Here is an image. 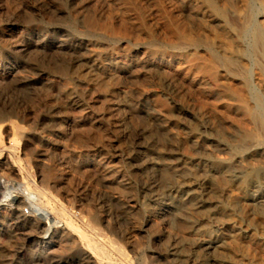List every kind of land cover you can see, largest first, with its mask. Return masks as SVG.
<instances>
[{"label": "rangeland", "instance_id": "obj_1", "mask_svg": "<svg viewBox=\"0 0 264 264\" xmlns=\"http://www.w3.org/2000/svg\"><path fill=\"white\" fill-rule=\"evenodd\" d=\"M262 119L264 0H0V180L111 255L19 193L0 264H264Z\"/></svg>", "mask_w": 264, "mask_h": 264}, {"label": "bare ground", "instance_id": "obj_2", "mask_svg": "<svg viewBox=\"0 0 264 264\" xmlns=\"http://www.w3.org/2000/svg\"><path fill=\"white\" fill-rule=\"evenodd\" d=\"M247 20V19H246ZM248 20H249V18H248ZM254 21V20H253ZM244 27V26H243ZM245 29V28H244ZM243 29V30H244ZM253 29V28H252ZM242 30V31H243ZM247 32V31H246ZM249 32V31H248ZM249 35V34H248ZM248 35H247V37H248ZM242 36V35H241ZM263 38V37H262ZM229 58V57H228ZM232 62V61H231ZM231 62H229V63H231ZM248 72V71H247ZM215 74V73H214ZM214 74H213V78H215L214 77ZM217 74V73H216ZM211 77H212V75H211ZM217 77V76H216ZM212 78V79H213ZM218 78V77H217ZM263 120V119H262ZM264 121V120H263ZM0 130H1V133H3L4 134V136H7L8 135V128H7V126L6 125H3L1 128H0ZM15 141H13L12 142V146H13V143H14ZM15 144V143H14ZM3 142H2V140H0V150H4V148H3ZM6 150V149H5ZM2 152V151H1ZM156 163V162H155ZM158 163V162H157ZM3 164V163H2ZM5 164V163H4ZM3 164V165H4ZM154 164V163H153ZM3 165H1V166H3ZM6 165H7V163H6ZM17 165H19L18 164V162H17ZM8 167L9 168H12V165H8ZM159 167V166H158ZM158 170V169H157ZM179 170V169H178ZM176 171H177V169H176ZM174 172V171H173ZM181 172V171H180ZM187 173H188V170L186 171ZM186 173V174H187ZM174 174V173H173ZM172 174V175H173ZM176 174H177V172H176ZM175 174V175H176ZM180 174H182L183 175V173H180ZM180 174H177V175H179L180 176ZM153 175V174H152ZM155 175V174H154ZM159 175V174H158ZM171 175V176H172ZM185 175V174H184ZM171 176H170V178H171ZM174 176V175H173ZM152 177V176H151ZM156 177V176H155ZM178 177V176H177ZM182 178V177H181ZM186 178V177H185ZM187 178H189V177H187ZM173 179V178H172ZM157 180V179H156ZM174 180V179H173ZM172 180V181H173ZM177 180H178V178H177ZM186 181H188V180H186ZM170 182V181H169ZM175 182V181H174ZM177 183H178V181H177ZM187 183V182H186ZM190 183V182H189ZM156 184V183H155ZM168 184V183H167ZM22 185V184H21ZM20 184H18V183H16V185L15 186H13V185H8V184H3L2 183V181L0 180V187L3 189V191L1 192V196L3 197L1 200H0V205H5V204H7L8 205V203L7 202H9V206L11 207V206H13L15 203L16 204H18V203H20V194L19 193H23V195L25 196V201L27 200V204H28V206L30 207V209H31V214L32 215H34V214H36L37 216H39L40 218H42L43 220H44V222L46 223V230H45V234H44V238H46V239H49V238H52V236L53 235H58V233L60 232V234H59V237H62L63 235H64V233H65V231H63L64 230V228H68V229H70V230H72V231H75V232H77L78 233V236L80 237V239L82 240V241H86V243H87V245H92L91 247H90V249H92V251L94 252V253H96L97 255H100V257H104V258H108V260L109 261H111V259H109L110 258V254H107L105 251H104V249L102 248V245L100 246V245H98V244H95V242H92V243H90L92 240L90 239V237L88 238L87 236V233L83 230V229H81L77 224H75L74 223V221L70 218V217H68L67 216V214L66 213H64V210L62 211V210H58L56 207H55V205L53 206V204L52 205H50V203H51V201H50V199L49 198H47V197H42L43 199H41V197L38 195V197H35V195H29V196H26V194L24 193V191H22V189H21V186ZM165 185H166V183H165ZM169 185H170V183H169ZM182 185H183V182H182ZM191 185V184H190ZM150 186V185H149ZM155 186V185H154ZM180 186V185H179ZM153 187V186H152ZM165 187V186H164ZM194 187V186H193ZM167 188V187H166ZM169 188V187H168ZM179 188V187H178ZM182 188V187H181ZM171 189V188H170ZM183 189V188H182ZM185 189H187V188H185ZM190 189V188H189ZM175 190H177L176 188H175ZM192 190H193V188H192ZM168 191V190H167ZM184 191V190H183ZM191 191V190H190ZM189 191V192H190ZM171 192V191H170ZM179 192V191H178ZM180 193V192H179ZM184 193V192H183ZM180 194H182V193H180ZM191 194V193H190ZM179 195V194H178ZM193 195V194H192ZM195 195V194H194ZM182 196V195H181ZM187 196V195H186ZM183 197V196H182ZM188 197V196H187ZM195 197V196H194ZM185 198V197H184ZM183 198V199H184ZM185 200H186V198H185ZM24 201V202H25ZM33 201H35V204H34V202ZM23 202V203H24ZM15 209V207H12L11 208V210H14ZM47 209H49L53 214H56V216H54V215H51L48 211H47ZM15 211H16V209H15ZM22 216H24V218L26 217L25 215H23V214H21ZM27 218V217H26ZM35 220V219H34ZM85 223V222H84ZM26 224H29V222H27ZM32 224V223H31ZM30 225V224H29ZM85 225L88 227V224H86L85 223ZM67 234V233H66ZM69 235V234H68ZM102 235V234H101ZM54 240H55V238H53ZM65 239H66V237H65ZM112 240V239H111ZM57 241V240H56ZM112 243H114L115 245L113 246V249L121 256V255H123V257H124V250H123V247L119 244V243H117L116 241H111ZM48 243V242H47ZM112 245V244H111ZM88 247V246H87ZM98 258H99V256H98ZM121 264H123V263H121ZM200 264V263H199ZM203 264V263H202ZM204 264H206V263H204Z\"/></svg>", "mask_w": 264, "mask_h": 264}, {"label": "built area", "instance_id": "obj_3", "mask_svg": "<svg viewBox=\"0 0 264 264\" xmlns=\"http://www.w3.org/2000/svg\"><path fill=\"white\" fill-rule=\"evenodd\" d=\"M3 184H8V185H11L12 182L11 181H8V180H1ZM21 214L25 215V216H28L31 214V209L29 206H26L24 207L22 210H21Z\"/></svg>", "mask_w": 264, "mask_h": 264}]
</instances>
